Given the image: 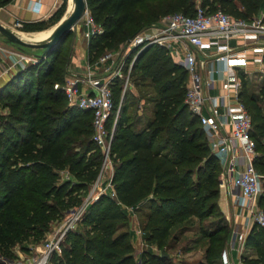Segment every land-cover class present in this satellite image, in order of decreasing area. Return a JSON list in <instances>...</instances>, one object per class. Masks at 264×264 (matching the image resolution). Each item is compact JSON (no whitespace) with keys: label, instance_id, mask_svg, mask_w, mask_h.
Segmentation results:
<instances>
[{"label":"trees","instance_id":"16d2710c","mask_svg":"<svg viewBox=\"0 0 264 264\" xmlns=\"http://www.w3.org/2000/svg\"><path fill=\"white\" fill-rule=\"evenodd\" d=\"M7 1L0 0V5ZM86 4L98 27L86 41L87 59L92 62L123 45L145 22L167 14H192L200 5L249 19L264 7V0H86ZM65 7L62 0L48 18L23 21L21 29L44 30L62 17ZM69 36L72 31L50 51L8 74L0 88V99L7 100V112L0 116V256L4 259L12 244L41 235L62 210L78 205L100 170L103 152L92 139L91 111L70 105L60 86L52 88L53 82H64ZM135 54L134 84L146 87L145 94L150 90L145 96L150 117L144 124L141 116L130 118L126 98L115 116L114 91L120 94V88L111 84L108 128L116 118L109 151L114 194L101 192L87 203L80 215L81 228L64 233L50 264H138L128 208L141 215L144 240L158 249H143L141 262L171 264L161 249L174 236V228L216 213L221 162L198 116L185 103L187 70L167 46L157 42L131 49L129 58ZM56 62L62 64L63 75L56 74ZM240 78L259 172L264 170V75L258 92L248 90L247 74ZM65 168L74 178L61 176ZM216 241L209 236L207 264L221 254V243ZM245 244L254 253L241 254L242 263L264 264V226L253 222Z\"/></svg>","mask_w":264,"mask_h":264},{"label":"built area","instance_id":"2783aa9c","mask_svg":"<svg viewBox=\"0 0 264 264\" xmlns=\"http://www.w3.org/2000/svg\"><path fill=\"white\" fill-rule=\"evenodd\" d=\"M82 17L87 26L84 37L88 39L98 30V27L87 7ZM15 24L20 26L21 22L16 21ZM231 39L241 40L242 48L237 50L236 47H232L229 44ZM177 40H181L187 47L179 59L189 75L184 96L185 103L190 111L198 116L211 150L227 154L226 166L221 173V183L229 181L238 189L235 196L236 205L246 209L245 228L233 231L230 246L221 251V263L233 264L229 256L230 247L237 243V249L242 250L251 223L257 222L264 226V210L254 205L255 198L262 187L260 174L254 165L257 152L254 139L250 134L251 117L241 99L240 74L235 72L230 58L246 57L248 46H252L255 50L251 56L252 62H255L258 69L264 72L262 54L264 51V7L249 19L234 17L220 8L207 11L200 5L196 6L192 14L182 12L167 14L162 16L159 24L154 25L149 31H138L131 35L126 40L124 49L108 50L92 62L88 61L84 75L71 76L61 88L70 105L91 111L92 139L101 148L105 160L110 150L112 129L116 120L114 118L111 128H108V121L113 111L112 76L114 73L120 75L119 69H115L116 65L123 61L122 58L127 51L130 52L135 47L142 48L146 43L157 42L169 48L168 44ZM210 48L215 49L212 57L220 65L209 66L207 75H204L199 71V66L206 63L205 58ZM135 56L136 54L132 57L131 63ZM19 60L24 62L25 56L19 53ZM99 64L103 65L102 73L106 71L105 75L97 73ZM1 72H7V70L3 69ZM213 74H216L223 82V90L217 94L209 91L214 81ZM81 82L87 85L88 89L86 87L85 90L80 91L79 83ZM111 193L114 194L113 191ZM81 213V211L72 213L75 215L72 216L73 219H80ZM66 229L58 235L53 234V237L32 256H21L15 261H7L0 257V260L3 264H50V255L52 252L60 251V241ZM238 264H242L241 258Z\"/></svg>","mask_w":264,"mask_h":264},{"label":"rangeland","instance_id":"374dc122","mask_svg":"<svg viewBox=\"0 0 264 264\" xmlns=\"http://www.w3.org/2000/svg\"><path fill=\"white\" fill-rule=\"evenodd\" d=\"M72 2L71 0H66V7L63 12V15L67 14V12L70 11ZM62 15V16H63ZM160 18H156L152 21L145 22L141 27L138 28L137 32L147 30L149 31L150 29L153 28L154 25L159 24ZM83 24V29L86 30V24L84 22V17H81L77 21L76 27H74L75 31L77 29V26H80V24ZM10 26H7L8 28L14 30L19 36L21 35H36L40 32L43 31H51L53 28L54 24H51L46 27V29L41 30V31H25L21 29V27L16 26L14 24V21L9 24ZM82 38L83 33H82ZM46 38V37H45ZM71 38V42L68 44L69 45V51L67 48V62L66 66H64V82L63 83H57L53 82L52 83V88L55 90L66 82L67 78L69 75H75V71L72 69L68 68L67 64L69 62V55H70V50L71 47L73 46L72 44V36H69V39ZM25 39V38H24ZM41 39H32V40H42ZM125 44V43H124ZM121 45L118 49H124L125 47ZM0 45L4 47H8L10 49H14L18 51V53H21L22 55L25 56V64L28 62H32L36 60V56L40 55L42 53V48L40 47H28V46H18L17 44L6 42L4 40V37L0 35ZM123 47V48H122ZM169 51L172 52V57L175 59L177 56L178 59L182 57V54L186 50L185 44L181 40H177L176 42H170L168 44ZM76 55V53H75ZM59 56V55H58ZM61 58L63 56L60 55ZM122 58V57H121ZM119 60L120 63H118L115 67V69H119L120 75L118 73H114L112 76V84L115 82L114 86H119L120 88V94L117 92L115 93L114 91V100H115V116L118 113L120 109V104H123L126 98V103H128L129 108H128V116L131 117H143L142 123L144 124L147 119L150 117V102L145 98V96L150 95V90H147V94H145V88L140 87L139 85H135V77L137 76L138 71L134 69L133 64L131 63L132 57L129 58V52H126V55ZM63 61V60H62ZM55 68L57 69V73L59 75H63L61 70H62V64L57 63L55 65ZM102 73V68L100 69ZM83 72V70H82ZM106 71H104L102 74H106ZM260 73V74H259ZM262 74V75H261ZM68 75V76H67ZM84 75V73H83ZM262 72H257L256 74L249 75L248 76V90H254L255 92H258V85L262 82ZM127 81V82H126ZM84 86H88L85 84L79 83V90H84ZM147 89V88H146ZM45 90H47V87H45ZM4 97L0 99V116L2 114H5L7 112V107L4 106V103L7 101ZM43 103H47V101H44ZM114 128L112 129L113 133ZM254 139V138H253ZM255 142V141H254ZM110 149V148H109ZM110 151V150H109ZM219 157V160L222 161V156L217 154ZM259 169V168H258ZM112 171V162L108 155L105 156L104 160V154L102 157L101 165H100V170L99 173L97 174L95 180L88 186L86 192L84 193L81 202L78 205L72 206L68 209L62 210L61 216L56 215L52 221L48 224V230L43 232L41 235H31L29 236L26 240L22 241L21 243H15L12 244L10 247V253H7V261H15L20 259L21 256H32L36 254L40 248L43 246V244L49 240L51 237H53V234L58 235L62 230L66 231L69 229L73 228H81L80 224V219H73L75 216L72 213H80L82 212V209L87 205L88 202H90L94 197L98 196L101 192H108L111 193V184L109 181V177ZM223 171V170H222ZM222 171H219V187L221 183V173ZM259 174L261 178V191L260 193L256 196L254 205L258 208H261L264 210V170L259 169ZM60 174L62 177H70L74 178L72 173L69 172V170L61 169ZM66 174L68 175L66 177ZM217 200V208H216V213L213 214L212 216H209L205 219H192L190 221L184 222L179 224L174 228V236L171 238L169 244L161 249V252L165 253L168 255V258L171 262V264H207V259L205 258V250L207 248L208 242H209V236L211 238L217 239V243H221V251L225 249L226 247H229L228 245L230 244L231 237L233 234V231H240L243 230L241 228L240 224V218L246 216V209L244 207H238L240 208L241 212L243 213L242 217L241 216H236V221L233 220L231 214L221 209V207L218 205ZM240 212V213H241ZM248 214V212H247ZM73 216V217H72ZM237 217L238 218L237 220ZM71 218V219H70ZM128 218H129V230L131 232V239L133 242V250L135 257L137 259L138 264H144L140 260L141 252L143 249H148L151 251H158V249L151 245L148 244L144 240V231L140 226V221H141V215L137 213L136 211H133L132 208H128ZM65 231V232H66ZM248 233V232H247ZM221 238V239H219ZM244 247L241 251L237 249V244L235 243L232 247L229 249V256L231 259V262L233 264H238L240 260L241 254H245L247 256L253 255L254 250L252 248L247 247L246 244H243ZM56 253H59L57 251ZM53 252L51 253V255ZM50 255V257H51ZM221 256V254H220ZM218 254V257L214 258L215 260L213 261L212 264H222L221 259ZM1 257V256H0ZM53 256L52 258H54ZM3 258V256L1 257ZM52 260V259H51ZM217 260V262H216ZM220 260V261H219ZM2 261V260H0Z\"/></svg>","mask_w":264,"mask_h":264},{"label":"crops","instance_id":"0c3cea01","mask_svg":"<svg viewBox=\"0 0 264 264\" xmlns=\"http://www.w3.org/2000/svg\"><path fill=\"white\" fill-rule=\"evenodd\" d=\"M61 2L62 0H8L7 3L0 5V22L5 26H10L9 24L13 21L15 24L16 21L23 22V21L46 19L49 17V15H51L55 11V9L59 6ZM19 27H21V25ZM84 32L85 30L83 29V24L81 23L80 26H77V29L72 33L73 46L71 47L70 50L69 62L67 66L68 68L75 71L76 73L75 76L83 75V73H85V69H86L85 66L86 63L88 62L87 50H86V41L88 39L86 37L85 39H83L81 36L82 33L84 35ZM21 36L27 39H41V38H35L34 35H29V36L21 35ZM229 44L232 47H236L237 50L241 49L243 45L242 41L239 39H231ZM214 51H215L214 48H210V50L207 51L208 55L205 58L206 63L204 65L199 66V71L204 75H207L206 71L209 68V66L214 67L220 65V63L214 60L212 57V55H214L215 53ZM254 51L255 50H253L252 46H248L246 57L230 58V63L234 67L236 73L238 74L245 73L249 76L250 74L253 75L256 74L257 72H262L258 69L257 64L255 62H252L253 60L251 59V56H253V54L255 53ZM170 53L172 54V52ZM262 54L264 56V51L262 52ZM177 57L175 58V60L179 62V59ZM198 57L200 56L198 55ZM24 63L25 62L19 60L18 51L0 45V88L2 84L7 80L8 74L15 72L19 67H23ZM101 68L103 70V65L99 64L97 66V73L99 74L101 73L100 71ZM3 69H6L7 72L2 73L1 70ZM262 73L264 75V72ZM69 78H71V75H69L67 79ZM213 80H214L213 85L209 91L213 94L215 93L217 94L218 92H221L223 90L222 87L223 82L220 78H218L216 74H213ZM188 82H189V75L187 78V85ZM85 89L86 86H84V90ZM216 153L217 154L220 153V155L222 156V161H220L221 171H222L226 166L228 157L227 154L225 153H221V152H216ZM220 186L221 187H219L218 205L221 207L223 211L225 212L228 211V213L231 214L233 220L236 221V216L242 217L243 215L240 208H238L235 202V196L238 193V189L235 186H233V184H231V182L229 181H226L225 183H220ZM238 218L240 217H237V220ZM239 220L242 226L241 228L244 229L246 226L244 217L240 218ZM228 246H230V244ZM242 247H244V245H242Z\"/></svg>","mask_w":264,"mask_h":264},{"label":"water","instance_id":"95a60500","mask_svg":"<svg viewBox=\"0 0 264 264\" xmlns=\"http://www.w3.org/2000/svg\"><path fill=\"white\" fill-rule=\"evenodd\" d=\"M71 10L63 15L53 26L49 35L37 42L21 38L14 30L8 28L0 22V35L6 42L17 44L18 46L40 47L42 53L50 51L57 43L61 42L70 31L74 30L75 24L82 17L87 7L86 0H71Z\"/></svg>","mask_w":264,"mask_h":264},{"label":"bare ground","instance_id":"6f19581e","mask_svg":"<svg viewBox=\"0 0 264 264\" xmlns=\"http://www.w3.org/2000/svg\"><path fill=\"white\" fill-rule=\"evenodd\" d=\"M72 2V1H71ZM73 4V3H72ZM71 8H72V5H71ZM71 8H70V10H71ZM68 13V12H67ZM51 31H43V32H40V33H38V34H36V35H34L35 36V38H45V37H47L48 35H49V33H50ZM24 36H29V35H24ZM21 38H23L24 39V37H22V36H20ZM25 40H29V41H36V40H32V39H27V38H25Z\"/></svg>","mask_w":264,"mask_h":264}]
</instances>
